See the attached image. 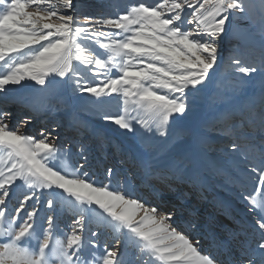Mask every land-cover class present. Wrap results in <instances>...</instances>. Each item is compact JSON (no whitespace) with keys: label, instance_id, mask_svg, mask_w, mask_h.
I'll return each mask as SVG.
<instances>
[{"label":"snow or ice","instance_id":"6c2138e0","mask_svg":"<svg viewBox=\"0 0 264 264\" xmlns=\"http://www.w3.org/2000/svg\"><path fill=\"white\" fill-rule=\"evenodd\" d=\"M72 7L73 0H0V93H7L8 86L24 88L27 82L43 91L53 82L50 78L58 77L72 83L74 91L95 97L93 103L100 107L106 105L105 97L118 95L122 113L105 111L104 120L128 132L136 131L135 122L160 136L166 135L174 115L186 113L189 97L210 79L230 16L244 11L243 0H158L155 6L132 4L112 18L85 17L81 24L67 14ZM231 63L244 76L257 71L240 66L236 57ZM113 71L117 74L109 75ZM5 115L0 112V264H132L115 249L86 254V248L96 245L83 233L97 220L126 235L140 251L133 259L143 264H219L173 226L172 214L110 183L89 181L83 148L79 167L64 172L56 167L64 149L50 139L51 132L41 129L39 138L25 134L10 128ZM233 131L234 126L226 125V133ZM252 172L261 200L251 194L245 199L250 210L264 212V149ZM108 174L111 178L113 170ZM17 185L26 191L13 216L7 200ZM57 190L72 198L78 213L70 233L59 228L54 215H47L44 227L37 221L38 215L44 219L38 208H26L34 198L39 204L45 191L54 196ZM55 203L47 199L48 210ZM257 223L259 264H264V217ZM249 251H244L249 258L243 264H255V251L251 256Z\"/></svg>","mask_w":264,"mask_h":264},{"label":"rangeland","instance_id":"374dc122","mask_svg":"<svg viewBox=\"0 0 264 264\" xmlns=\"http://www.w3.org/2000/svg\"><path fill=\"white\" fill-rule=\"evenodd\" d=\"M157 2L158 0H73L72 10L67 14L75 16L79 22L83 24L85 17H91L94 19L112 18L118 14H122L132 4L145 3L155 6ZM243 4V13L237 12L233 14L230 16V19L226 24L227 31L219 41L218 61L214 69L211 71L210 79L199 92H196L189 97L186 113L182 116L179 114L173 116L165 136H160L156 133L155 129H153L152 132H147L135 122L134 127L136 128V131L128 132L127 130L120 129L111 121L104 120L102 113L105 111H100L99 108L96 109L95 105L89 104L83 105V107H77V105L80 104L75 103V101H67V99L65 101L63 95L66 91L71 93L69 95L74 98L82 95V93L74 91V85L72 83L62 81L58 77L50 78L53 82L43 91L39 90L40 86H35V88L30 87L29 85H31L32 82H27L24 88H20L19 86H8L7 93H0V112L9 114L4 116V121L10 128L17 129L20 132L37 138H39L38 135L41 129L50 132V128L55 127V131L57 132L52 133L50 139L54 137L55 142L62 140L61 144L63 148H70L71 156L73 155L72 159L76 158L74 160H76L77 166L82 162L81 157H78L77 154L83 148L88 159V164L86 163L87 168L85 169L88 170L87 172L91 173V177L95 178L96 176L104 183L109 178L108 169H112L113 175L108 179L109 182L113 183L116 187H120V185L124 183L125 187L130 192L129 194H131L129 195L130 197L138 198L146 204L148 202L147 205L155 206L159 211L161 210L160 205L162 203L159 204L156 200L158 199L156 197H159L160 195V193L157 192V187L159 188L162 183L166 181V177L169 176L174 179H184V177L193 175L197 182H199L198 184H200L202 190H204V182H207L210 185V193L215 192L218 198L217 200L213 199L212 202L215 203V201H217L216 203H220L221 206L220 195L228 202L231 212L237 218L239 225H242L245 221L247 222L250 215L253 214L255 219L250 222L251 233L257 234L259 237V226L257 221L261 217H264V212L259 208L255 211L250 210L251 205L249 201L245 199V197L251 194L256 196L258 201L261 200L260 195L254 191L255 187L258 185L254 184L253 181L258 179V177L254 179L253 177L256 174L253 172L252 174H248L252 181L248 183L249 187L247 188V192L243 194H238L237 191H235L236 187L231 179L239 178L245 171V169H241L245 166L244 161L251 158V155L249 154L251 148L256 152L254 158L257 162H255L254 167L261 163V150L264 149V119H262L264 118V112L262 114L258 112L259 110L264 111V58L260 59L258 56H250V53L255 49L258 50L256 54L262 53L264 56V0H243ZM187 11L190 12L191 10ZM100 30L106 31L107 29L101 28ZM237 36H241L240 39H237ZM241 40L243 42H241ZM233 57H236L241 61L240 66L255 67L257 71L248 76H244L239 72L238 67L231 63ZM116 74L115 71L109 73V75ZM63 97L64 99H62ZM73 97L71 98L73 99ZM108 98L115 99L111 104L113 110H116L117 108L115 105H118L123 109L122 100L118 95L113 94ZM11 99L19 102V105H15V107L18 106L17 110H9V108L12 107L9 102ZM238 99L243 102V111L245 112L244 118L233 119L230 124L231 126H234V135L236 134V137L231 141L230 148H227L228 144H225L222 149L217 150L216 148L218 146L216 138H222L227 134L225 131L220 133L219 129H217L220 122V117H217V115L222 114L225 111L227 103L238 102ZM27 103H33L40 111L49 110L50 116L47 115L45 120L51 118L53 113H57V115L59 114V117L55 119L57 123L54 121L47 123L45 120L40 122L36 121L38 118L34 116L33 112H30V110V114L23 115L25 111L28 112V110H24L26 107L25 104ZM68 104L71 105L74 110L80 108L75 115V132L72 134H68V130H65L64 126L60 127L58 125L60 120L67 116L70 117V108ZM245 115L248 116L245 117ZM26 118L28 119V122L24 123ZM212 119H215V122H211ZM23 123L24 126H21ZM223 127H225V124ZM249 127L251 128L250 134H240L242 131L247 130L246 132H248ZM79 129L83 131H95V133H97L98 141L96 139L97 142L94 143L93 139H84L81 140L82 146L79 147L77 144L78 138L80 137L77 132ZM198 133L202 138L197 139ZM233 143L237 145L236 149L232 148ZM126 144L130 148V150L127 149L128 151L124 148V145ZM107 149H110L109 155L106 154ZM120 149L122 151L125 150L128 159L126 158L127 160L124 159L121 161L120 158H118V161L111 160V158L118 156L117 152ZM131 150L141 158L142 164L144 162V167H146L144 171L135 168L138 170H136V172H138L139 175H141V173L145 174L143 178L144 181H138L139 178L133 176L135 175L133 173L135 169H132V167L131 169H122L121 167H129V162L132 161V156H134L132 155ZM65 155L66 154L62 152L61 159L56 161V167L62 171L67 163ZM197 155H200L198 156L199 158ZM97 159L99 161H97ZM117 162H123L126 164L123 165L122 163L121 166H119V163ZM222 165H226L227 167L226 170H228V177L230 178L228 181L222 179L221 174H218ZM150 173L153 174V176L148 175ZM159 177H161L160 181H157ZM148 182H151V185H149ZM132 183L136 184V188H132ZM150 187H152V189H150ZM160 188V191L164 190L162 187ZM149 190L155 193V197L152 196V193H149ZM25 191L26 190L20 185H17V187L13 189L11 198L7 200V210L12 211L11 215H16L14 210L19 207V201L23 199ZM213 195V193L209 194V196ZM186 197L187 194L184 192L181 201L184 202L183 200ZM49 198L54 199L56 202L54 210H48L47 199ZM198 200L200 202H197L196 200L190 202L187 209L191 212L186 215L185 220L184 218H178V213H176L177 209L174 205L172 206L170 204L168 210L165 211V213L172 214L173 226L176 227L178 231L188 235L193 243L198 240V238L192 236L191 231L187 232L180 225L176 226V223L181 221L189 226L198 221V218L191 215V213L193 215L197 214V209L202 202L201 198ZM32 205H35L38 208L39 213L44 215L43 221H40L39 215L37 217V221L42 224L44 223V227L47 223V215L51 214V211H55L54 214L57 215L59 208L61 207L63 209L62 215H65L63 221H58V224L59 228L65 229L66 233L71 232L72 221L73 219L78 218L77 212L71 214L70 211H68L74 206L72 198L68 197L67 194H60L59 190L54 196H51L45 191L43 195L40 196L39 204H35L34 198L33 201H30L29 204L26 205L27 210L30 211ZM97 211L99 210L97 209ZM187 212L188 211L183 214H187ZM220 212H223V209H219V213ZM87 215L89 221H92V214L88 213ZM56 218L58 217L56 216ZM214 218L219 219L221 222L226 221V224H229L228 227L231 228L230 230L234 231L235 226L231 225V222L227 221L226 217L222 218L218 213H214ZM102 223L105 222L102 221ZM209 223L207 230L203 232V237L200 238V246H202V250L200 251L204 252L203 247L205 246L207 238L213 237V239H215L216 237L217 245L219 247L218 252L213 254L212 257L215 258L219 264H224L222 261L223 256L221 257L220 251L222 244L224 242H229L227 241V238H225L229 233L227 230L228 228H221L218 226L219 229L221 228L218 230L221 234L214 236L212 231L215 229V226L217 228V225L214 223L213 217L210 218ZM93 224V222L88 224L83 235L87 238L88 233L96 232V230L100 231L102 229L103 231L99 236L101 243H97V245H99L101 250L104 249L103 251L117 250L118 248H115L118 244V238L116 235H113V233H110L109 235V230L106 229L107 227L105 226L99 229V225H96L95 227ZM98 231L96 233H98ZM114 232V234H117L115 230ZM209 234L213 236H209ZM106 239H110L109 244ZM97 245L96 247H98ZM257 245L258 241H250L248 246H252L255 251V249H258L256 248L258 247ZM124 246L125 250H128V247H126V245ZM236 249V247L235 249H232L234 254L231 257L234 260L233 263L243 264V261L247 260L249 257L239 253ZM117 251L119 254L121 253V250ZM133 252L134 255L131 256L132 258L137 256L138 250L136 251L134 249ZM251 254L252 251H249V256H251ZM131 257L129 261L134 262L135 260L131 259ZM123 258H125V255ZM125 259L128 260L129 257ZM259 261L260 257L256 258L255 264H259ZM136 262L143 264V260L135 261V263Z\"/></svg>","mask_w":264,"mask_h":264},{"label":"bare ground","instance_id":"6f19581e","mask_svg":"<svg viewBox=\"0 0 264 264\" xmlns=\"http://www.w3.org/2000/svg\"><path fill=\"white\" fill-rule=\"evenodd\" d=\"M236 36V35H235ZM240 37L241 36H237V39H240ZM241 42H243L242 40H241ZM262 44V43H261ZM262 46V45H261ZM258 50H253L251 53H250V56L251 57H255V56H258L260 59H262V58H264V56H263V54L261 53V54H256V52H257ZM71 89V88H70ZM65 90H67V89H65ZM68 90H69V88H68ZM71 91V90H70ZM69 94H71V93H68L67 91H66V93L63 95L64 97H65V101H66V99H67V101H71V100H73V102L75 101V103H78V104H80V105H77V107H83V105H95V108L96 109H98L99 108V110L101 111V110H104V111H106L108 114H110V115H116V114H120V113H122V107H119L118 105H115V107H117L116 108V110H113L112 108H111V104H112V102H114V98H108V97H105L104 98V100L105 101H107V103H106V105L104 106V107H100V106H98L97 104H95V103H93V101L96 99L95 97H92V96H89V95H87L86 93H83L82 95H80V96H78V97H76V98H74L73 96H70ZM73 95V94H72ZM42 96V95H41ZM57 97V96H56ZM64 97L62 98V99H64ZM71 97H73V99L71 98ZM247 97V96H246ZM252 97H254V96H252ZM251 97V98H252ZM55 98V97H54ZM250 98V99H251ZM254 99V98H253ZM57 100V99H56ZM63 101V100H62ZM9 102H10V106H12V107H8L9 108V110L10 111H12V110H17V108H18V106H16L15 107V105L16 104H18L19 102L18 101H16V100H14V99H11V100H9ZM251 102V101H250ZM255 102V101H254ZM72 103V102H71ZM75 103H73V104H75ZM252 103H253V101H252ZM67 104V103H66ZM19 105V104H18ZM26 105V107H25V109L24 110H28V112H24V114L23 115H26V114H30L29 113V110H30V112H33V114H34V116H36L38 119L36 120V121H42V120H45V117L47 116V115H49V110H38V108H36L35 106H34V104L33 103H27V104H25ZM36 105V104H35ZM69 105V104H68ZM76 105V104H75ZM74 105V106H75ZM85 107V106H84ZM69 108H70V117L69 116H67V117H65L64 119H62V120H60L59 122H58V125L61 127V126H64V128H65V130H68V134H72V133H74L75 132V127H74V125L76 124V118H75V115L77 114V110H79L80 108H77V109H73L72 108V106L71 105H69ZM89 109V108H88ZM226 112H228V113H226ZM258 112H260V114H262L264 111L263 110H259ZM66 113V112H65ZM244 111H243V102L242 101H240L239 99H238V102H234V103H227V105H226V109H225V111L222 113V114H219V115H217V117H220L219 118V120H220V122H219V127H217V129H219V131H220V133L221 132H223V131H225V127H226V125H230L231 124V122H232V120L234 119H238V118H244ZM59 115V114H58ZM57 115V113H53V116L51 117V118H48V120H45V121H47V123H49L50 121H54V122H56V120L55 119H57V117H59ZM223 115V116H222ZM50 116V115H49ZM248 115H245V117H247ZM237 117V118H236ZM215 119H212L211 120V122H215L214 121ZM25 121V120H24ZM224 121H225V123H224ZM25 123V122H24ZM24 123L23 124H21V126H24ZM57 123V122H56ZM225 124V127H223V125ZM248 125V124H247ZM199 126V125H198ZM198 126H197V128H198ZM258 127V126H257ZM249 130H248V132H246V131H242L240 134H246V133H248V134H250V130H251V128L249 127L248 128ZM198 130V129H197ZM50 132L51 133H56L57 131H54L53 132V127H51L50 128ZM60 132V131H59ZM77 132H78V135H80V137L78 138V141H77V144L79 145V147H81L82 146V142H81V140H84V139H93V142L94 143H96L97 141H98V139H97V133H95V131H88V130H86V131H83V130H77ZM198 132H199V130H198ZM200 133V132H199ZM198 133V136H197V139H200V138H202V136L200 135ZM219 133V134H220ZM215 134V133H214ZM207 135V134H206ZM39 137H40V133H39V135H38ZM69 136V135H68ZM85 136V137H84ZM84 137V138H83ZM236 137V134L234 135V131L233 132H228L224 137H218V138H216V141H217V150H219V149H222V147L225 145V144H228L227 145V148H230V144H231V141H232V139H234ZM96 139H97V141H96ZM227 139V140H226ZM70 141V140H69ZM61 142H62V140L61 141H57V142H55L58 146H60L62 149H64V153L66 154L65 156H66V158H67V163H66V166H65V168H64V172H70L71 171V166L72 165H74V166H76V167H79V165H80V163H82V162H80L79 163V165L77 166L76 165V160H74V159H76V158H74V159H72V156H71V152H70V148H63V146H62V144H61ZM73 142V141H72ZM110 142V141H109ZM108 142V143H109ZM214 145H216V144H214ZM108 147V146H107ZM124 148L127 150H130V148L128 147V145L126 144V145H124ZM226 149V148H225ZM82 150V149H81ZM81 150L79 151V153L77 154V156L79 157L80 156V152H81ZM127 150V151H128ZM251 150V152L249 153L250 155H251V158H248L246 161H244L245 162V166L243 167V169H241V170H244L245 169V171L242 173V175L239 177V178H237V179H234V178H231L232 180H233V183L235 184V187H236V189H235V191H237V193L238 194H243V193H245V192H247V188L249 187L248 186V183L250 182V181H252L251 180V178L248 176V174H252V168L254 167V164H255V162H257V160L254 158V156L256 155L255 153L256 152H254L253 151V149L251 148L250 149ZM93 152V151H92ZM107 152H109V153H107ZM131 152H132V155H134V156H132L133 158L131 159L132 161H130L129 162V167H125V166H121V164L123 163V162H117V163H119V166H121L122 167V169H128V168H130L131 169V167H132V169H135V168H137V169H140L141 171H144L145 169H146V167H144V162H143V164H142V160H141V158L137 155V154H135L134 152H133V150H131ZM118 156L117 157H113V158H111V160H113V161H118V158H120V161L121 160H124V159H126L127 158V154L125 153V150H118ZM96 154V153H95ZM106 154L107 155H109L110 154V149L108 150H106ZM258 154V153H257ZM196 156V155H195ZM198 156H200V155H197V157ZM89 157V156H88ZM111 157V156H110ZM90 158V157H89ZM195 158V157H194ZM193 158V159H194ZM199 158V157H198ZM96 159V158H95ZM128 159V158H127ZM126 159V160H127ZM192 159V160H193ZM88 160V159H87ZM97 161H99L98 159H97ZM196 161V160H195ZM88 162V161H87ZM194 162V161H193ZM200 162V161H199ZM128 163V162H127ZM88 164V163H87ZM91 164V163H90ZM124 164H126V163H123V165ZM195 164V163H194ZM197 165V164H196ZM134 166V167H133ZM85 168H87V166H85ZM226 165H222V167H221V169L219 170V173L218 174H221V177H222V179H225V180H229L230 178L228 177V170H226ZM137 169H135L134 170V174L135 175H133V176H136V177H138L139 178V180L138 181H144V176H145V174H143V173H141V175H139V173L138 172H136V170ZM192 170V169H191ZM190 170V171H191ZM84 171H88V170H86V169H84ZM133 171V170H132ZM138 171V170H137ZM136 172V173H135ZM193 172V171H192ZM88 173V176H87V179L89 180V181H92V182H95V184L97 185V186H100V185H108L109 183L111 184V187L113 188V189H116V190H119V191H122V192H125L127 195H131V194H129L130 192H129V190L125 187V185H124V183H122L121 185H120V187H116L113 183H111V182H109V178L107 179V181H105L104 183H103V181L102 180H100L99 178H97L96 176H95V178L94 177H91V173H89V172H87ZM138 173V174H137ZM95 174V173H94ZM148 175H151V176H153V174H148ZM202 175V174H201ZM135 178V177H134ZM160 178L161 177H159L158 179H157V181H160ZM146 179V178H145ZM147 179H148V177H147ZM149 183V185H151V182H148ZM199 182H197V180H196V178H195V176H193V175H189V176H187V177H184V179H181V178H178V179H174V178H172V177H166V181L164 182V183H162V185L160 186V187H162L164 190H159V189H161L160 187L158 188L157 186V192L158 193H160V195H159V197H156V198H158V199H156L157 201H158V203L159 204H161L160 206V208H161V212H163V213H165V211L166 210H168V207H170V204L173 206L174 205V207L177 209L176 210V213H178V218H184V220H185V218H186V215H188L191 211H189V209H187L188 208V206L190 205V202H192V201H194V200H196L197 202H200L198 199H202V202H201V205L199 206V208L197 209L198 211H197V214H195V215H193L192 213H191V215L192 216H195L196 218H198V221L195 223V224H193V225H186V224H184V223H182L181 221H178L177 223H176V226H178V225H180L182 228H184L187 232L189 231H191V234H192V236H196L197 238H198V240H196L195 242H194V244H196L197 242H198V250L200 251V250H202V246H200V242H201V239L200 238H202L203 237V232L204 231H206L207 230V226H208V224H210L209 223V220H210V218L211 217H213V221H214V223L217 225V228H216V226H215V229L212 231L213 232V235L214 236H218V235H220L221 234V232H219L218 230H220L221 228H228L227 230H228V234L226 235L227 237H225V238H227V241H229V242H227V243H223L222 244V246H221V257L223 256V263L224 264H234L233 262H234V260L231 258L232 257V255H234L233 254V248L235 249V247L237 248L236 249V251L238 250L239 251V253H241V254H243L244 255V251L246 250V249H248V250H250V251H253L254 249H253V245L251 246V247H249L248 245H249V242L250 241H259V237H258V235L257 234H253V233H251V229H250V222H252V220L253 219H255V216L252 214V215H250V218H249V220L246 222H243V224L242 225H239V223H238V220H237V218L232 214V212H231V208H230V206H229V204H228V202L227 201H225L224 200V198L220 195V197H221V206H220V203H216L217 201H215V203L214 202H212V200L214 199V200H217V196H216V194H215V192H212L214 195L213 196H209V194H212V193H210V185L206 182H204V190H202L201 188H200V184H198ZM253 183L254 184H256V185H258V183H259V181H258V179H256L255 181H253ZM132 188H136V184L135 183H132ZM166 188V189H165ZM169 188H170V190H169ZM150 189H152V187H150ZM159 190V191H158ZM58 191V190H57ZM156 191V190H155ZM169 191H173V192H169ZM181 191V192H180ZM156 192V193H157ZM184 192L187 194V197L183 200L184 202H182L181 200H182V195L184 194ZM149 193H152V196L153 197H155V193L154 192H152L151 190H149ZM191 200V201H190ZM63 204V203H62ZM147 204H148V202H147ZM61 205V204H60ZM195 208H197V207H195ZM66 209V208H65ZM219 209H223V212H220L219 213ZM68 211H70V213L71 214H75V209H74V206H72ZM186 211H188L187 212V214H183V213H186ZM9 212L12 214V211H10L9 210ZM55 213V211H51V214L52 215H54L55 217L57 216L58 218H57V220L58 221H63V219H64V215H62V213H63V209H62V207L61 208H59V211H58V214L56 215V214H54ZM167 213V212H166ZM214 213H218V215L220 216V217H222V218H227L228 217V220H229V222H231V225H234L235 226V229H234V231H231L230 229V227H228V225L229 224H226V221L225 222H221L219 219H217V218H214ZM13 216H15V215H13ZM212 221V220H211ZM94 224H93V226H95L96 227V225H99V229H101L102 227H107L106 229H108L109 230V235H110V233H113V235H116V237L118 238V244H117V246L115 247V248H118L117 250H121V253L120 254H122V257L125 255V258H127V257H129V259L128 260H130V257L131 256H133L134 255V249L137 251L138 250V253H137V256L138 255H140V251H139V248L137 247V246H135L134 244H133V242L126 236V235H121L120 233H117V234H114L115 232H114V229L113 228H111L107 223H102V221H96V222H93ZM44 224V223H43ZM62 224V223H61ZM68 224H70V223H68ZM219 224V225H218ZM255 224V223H254ZM47 226V223L45 224V227ZM71 226H72V224H71ZM214 226V225H213ZM218 226H220L221 228L219 229L218 228ZM63 227V226H62ZM234 228V227H233ZM60 229H63V228H60ZM70 229V228H69ZM64 231H65V229H63ZM98 230H96V232H97ZM103 230L101 229L100 231H98V233L97 234H99V235H96L95 237H93V236H91V233H88V237H87V239H89V240H92L96 245H97V243L98 244H100L101 243V240H99V236H100V234H101V232H102ZM66 232V231H65ZM213 235H211V234H209V236H213ZM42 238V237H41ZM104 239V238H103ZM112 239V238H111ZM110 239H106V241L108 242V244H109V241ZM226 240V239H225ZM224 240V241H225ZM124 245H126V247H128V250L126 251L125 250V246ZM235 245V246H234ZM98 247H95V249H92L90 246L88 247V248H86V254L87 253H90V252H92V251H95V253H97V254H101V253H104L105 251H103V250H101L100 249V247H99V245H97ZM218 245H217V241H216V237H215V239H213V237L212 238H207L206 239V243H205V246L203 247V251L204 252H201L202 254H206V255H210L211 257L213 256V254H215L216 252H218ZM254 247H255V245H254ZM251 248V249H250ZM256 248H258V247H256ZM253 249V250H252ZM133 250V251H132ZM136 255V254H135ZM237 255V254H236ZM255 257L256 258H258V257H260V250L259 249H255ZM131 259H133L132 257H131ZM221 261V262H222ZM132 264H139L138 262H136L135 263V261L133 262L132 261Z\"/></svg>","mask_w":264,"mask_h":264}]
</instances>
